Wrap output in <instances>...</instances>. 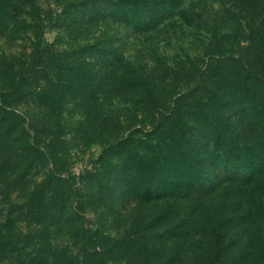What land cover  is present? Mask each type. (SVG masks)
I'll list each match as a JSON object with an SVG mask.
<instances>
[{
	"label": "rangeland",
	"instance_id": "374dc122",
	"mask_svg": "<svg viewBox=\"0 0 264 264\" xmlns=\"http://www.w3.org/2000/svg\"><path fill=\"white\" fill-rule=\"evenodd\" d=\"M263 159L264 0H0L13 259L264 264V175L236 177ZM172 166L181 192L125 204Z\"/></svg>",
	"mask_w": 264,
	"mask_h": 264
},
{
	"label": "trees",
	"instance_id": "16d2710c",
	"mask_svg": "<svg viewBox=\"0 0 264 264\" xmlns=\"http://www.w3.org/2000/svg\"><path fill=\"white\" fill-rule=\"evenodd\" d=\"M259 155V154H258ZM242 158H240V161L238 163V166H242L245 162L241 161ZM255 161L250 162V170L251 172L246 175H238L237 180L240 179L242 183H246L248 185L255 184L257 181V176H259L262 172V175H264V159L262 163H258L259 166H256ZM260 168H262L260 170ZM176 169V170H175ZM135 175L132 179H129L127 182L128 184V190L125 192V200L124 202L130 203L132 199H140V200H146V201H155L157 199H170L172 196L175 195L174 191L181 192V178H187L183 175H177V168L176 167H170L168 178H166L165 173H161L159 177H157L158 172H155V168L149 169L148 172H142L139 167L134 168ZM242 172V171H238ZM149 173V174H148ZM243 174V173H242ZM150 176L152 178L151 183L157 184L153 188L151 185H148V183L145 184L144 192L145 195L142 197H136V189L139 187V177L140 176ZM174 176H178V179H174ZM182 176V177H181ZM174 180V181H173ZM187 180V179H186ZM233 179H225L221 180V178H218L214 185L210 188L209 192H213L219 187H221L226 182H229ZM236 180V179H234ZM146 182V179L145 181ZM195 188H199V191L204 190V188L197 185ZM183 189V188H182ZM208 190V188H206ZM196 191V190H195ZM26 246L21 245V243H18V241L15 240L14 236L11 235H0V264H25L20 263L17 261V259H13V256H17L16 253H20L21 251H24ZM31 262V261H30ZM28 262L27 264H32ZM38 264H57L55 261H50L46 259H41ZM65 264H78V262L74 261L73 259L67 261Z\"/></svg>",
	"mask_w": 264,
	"mask_h": 264
}]
</instances>
